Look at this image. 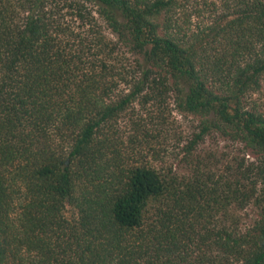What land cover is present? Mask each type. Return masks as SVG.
Masks as SVG:
<instances>
[{"label": "trees", "instance_id": "16d2710c", "mask_svg": "<svg viewBox=\"0 0 264 264\" xmlns=\"http://www.w3.org/2000/svg\"><path fill=\"white\" fill-rule=\"evenodd\" d=\"M169 97L255 160L137 161ZM0 264H264V0H0Z\"/></svg>", "mask_w": 264, "mask_h": 264}, {"label": "rangeland", "instance_id": "374dc122", "mask_svg": "<svg viewBox=\"0 0 264 264\" xmlns=\"http://www.w3.org/2000/svg\"><path fill=\"white\" fill-rule=\"evenodd\" d=\"M207 1L209 3L214 2V0ZM201 21L202 24H205L206 17L199 19L198 23ZM196 22L197 19L192 18L191 29L196 25ZM134 107L135 112H139L140 116H146L138 105ZM152 107L148 106L150 113L146 119L149 121L152 116L156 115V111L164 112L169 131L163 130L162 136L136 146L134 156L137 161L141 159V162L160 172L170 171L178 178H184L188 181L193 177L196 170L201 171L204 169L206 172L211 171L212 174L218 175L219 171L229 165L234 158L244 157L247 163L255 160L248 151H243V146L240 143L232 142L229 138L217 132L208 133L204 140L196 145L193 155L185 159L184 147L192 139L193 134H197L199 131L198 118L177 112L172 97L167 99L161 110L154 105ZM130 127L128 116H123L117 122L118 131L123 138L127 136ZM238 215L240 217V228L245 230V228L251 226L256 211L249 205L238 212Z\"/></svg>", "mask_w": 264, "mask_h": 264}]
</instances>
